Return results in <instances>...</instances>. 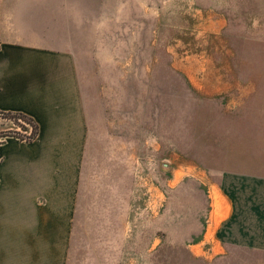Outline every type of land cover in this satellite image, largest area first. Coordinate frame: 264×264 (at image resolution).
I'll use <instances>...</instances> for the list:
<instances>
[{
  "label": "rangeland",
  "instance_id": "rangeland-1",
  "mask_svg": "<svg viewBox=\"0 0 264 264\" xmlns=\"http://www.w3.org/2000/svg\"><path fill=\"white\" fill-rule=\"evenodd\" d=\"M61 2L73 6L69 43L94 88L95 138L64 174L63 201L48 204L46 264H208L193 246L206 183L250 169L264 0ZM32 132L0 114V136Z\"/></svg>",
  "mask_w": 264,
  "mask_h": 264
},
{
  "label": "crops",
  "instance_id": "crops-1",
  "mask_svg": "<svg viewBox=\"0 0 264 264\" xmlns=\"http://www.w3.org/2000/svg\"><path fill=\"white\" fill-rule=\"evenodd\" d=\"M65 11L61 0H0V114L38 129L31 142L0 136V264H46L48 204L63 201L64 174L95 138L94 88ZM206 187L200 260L264 264V66L250 67V169H223Z\"/></svg>",
  "mask_w": 264,
  "mask_h": 264
},
{
  "label": "trees",
  "instance_id": "trees-1",
  "mask_svg": "<svg viewBox=\"0 0 264 264\" xmlns=\"http://www.w3.org/2000/svg\"><path fill=\"white\" fill-rule=\"evenodd\" d=\"M6 114H13V115H16V116H18L19 118H23V119H26V120H28L29 122H31L32 123V128H33V132H32V134L30 135V136H26V137H20V136H17V138H19L20 140H25L26 141V139H31L32 137H33V135H34V137L35 136H37V125L29 118V117H27V116H25V115H23V114H21V113H6ZM6 135V134H5Z\"/></svg>",
  "mask_w": 264,
  "mask_h": 264
}]
</instances>
